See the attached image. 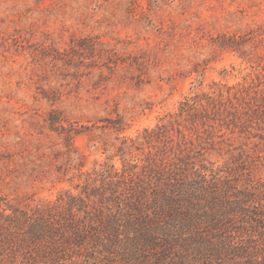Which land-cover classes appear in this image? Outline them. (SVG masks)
Instances as JSON below:
<instances>
[{
    "label": "rangeland",
    "instance_id": "374dc122",
    "mask_svg": "<svg viewBox=\"0 0 264 264\" xmlns=\"http://www.w3.org/2000/svg\"><path fill=\"white\" fill-rule=\"evenodd\" d=\"M175 189L196 252L93 240L125 236L130 208L141 230L170 218L153 197ZM43 215L93 227L38 239L26 217ZM186 252L264 264V0H0V264Z\"/></svg>",
    "mask_w": 264,
    "mask_h": 264
},
{
    "label": "trees",
    "instance_id": "16d2710c",
    "mask_svg": "<svg viewBox=\"0 0 264 264\" xmlns=\"http://www.w3.org/2000/svg\"><path fill=\"white\" fill-rule=\"evenodd\" d=\"M176 191V192H175ZM186 201L185 199V192L181 189L173 190V191H162L159 193H156L153 197V205H156L158 211H160V214L158 216H161L162 214H166L170 218L160 220V223H158V220H153L152 225L149 223V219L146 217L144 220H142L143 228L144 230H141L138 223L136 221L135 213H133V209L130 208L126 212V214H122V216H126V219H124L122 222L125 221L126 225H123V228H125L126 235H122V231L119 229V227H111L108 224L105 227L104 230V236L102 235H94L93 240L94 241H103L104 238L108 239L109 241H114L112 239L115 237L116 241H123V239L126 240H133L132 234L140 233L137 235L135 239L137 241H142L143 238L147 239L148 241H166L168 245L164 247V249L168 252L173 245L183 247L186 244H195L191 241H200V235L199 233H196L197 230H199L195 226H188L182 223V216L181 213H179V208L184 204ZM69 203V209H73L74 207V199H70L68 201ZM232 210H235L233 208ZM230 210L229 213H234V211ZM191 211V208H190ZM143 215H145V212H143ZM26 220L28 221V224H31V226L34 229L38 230V234L35 236L38 239H45L47 237L55 239V238H65L69 241H73L76 239V241H82L87 240L88 235L87 232L92 229V222L88 223V226L84 227L82 230L74 224H70V222H62V221H56L51 218H46L45 215L42 217L32 219L29 216L26 217ZM108 222H110L108 219H106ZM113 220V219H112ZM136 221V222H135ZM87 231L86 233H83L82 231ZM42 231V232H41ZM41 232V233H40ZM40 233V234H39ZM132 233V234H131ZM144 233V234H143ZM142 234V235H141ZM120 236H124V238H119ZM67 241V242H69ZM55 250V249H54ZM198 250V247L195 244V248L193 251L196 252ZM56 251V250H55ZM57 252V251H56ZM189 253V251H188ZM188 253H180V257H178L177 260H174L172 264H177L180 260V263L186 262V256H189ZM164 255L165 252H164ZM59 256V255H57ZM33 264V263H32ZM51 264H65L62 259L57 257V260L51 262Z\"/></svg>",
    "mask_w": 264,
    "mask_h": 264
}]
</instances>
